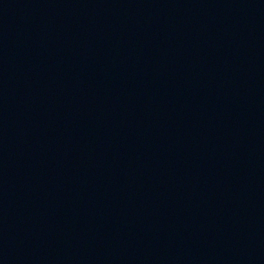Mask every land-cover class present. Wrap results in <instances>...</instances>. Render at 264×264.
<instances>
[{
    "label": "water",
    "instance_id": "water-1",
    "mask_svg": "<svg viewBox=\"0 0 264 264\" xmlns=\"http://www.w3.org/2000/svg\"><path fill=\"white\" fill-rule=\"evenodd\" d=\"M251 2L256 6V8L264 17V0H251Z\"/></svg>",
    "mask_w": 264,
    "mask_h": 264
}]
</instances>
